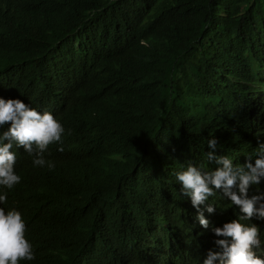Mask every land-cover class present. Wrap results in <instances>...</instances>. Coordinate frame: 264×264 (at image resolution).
Returning a JSON list of instances; mask_svg holds the SVG:
<instances>
[{"label": "trees", "instance_id": "16d2710c", "mask_svg": "<svg viewBox=\"0 0 264 264\" xmlns=\"http://www.w3.org/2000/svg\"><path fill=\"white\" fill-rule=\"evenodd\" d=\"M0 96L65 129L44 166L10 149L21 179L0 207L21 212L34 251L19 264H184L190 241L243 215L222 189L193 207L174 172L244 163L238 112L264 106V0H0ZM249 220L264 244V219Z\"/></svg>", "mask_w": 264, "mask_h": 264}, {"label": "clouds", "instance_id": "9594fccd", "mask_svg": "<svg viewBox=\"0 0 264 264\" xmlns=\"http://www.w3.org/2000/svg\"><path fill=\"white\" fill-rule=\"evenodd\" d=\"M238 121V132L242 137L240 152L245 160L242 165H234L228 155H221L216 157L219 166L213 171L202 173L189 162L174 172L181 192L190 197L193 207L203 204L214 189H222L231 204L238 206L243 214L221 227H213L212 236L190 241L192 248L189 252L196 254L192 256L188 252L184 264H264L260 230L249 220L252 217L264 219V192H252L253 187L259 188L261 179L264 182V140L257 136L258 131L264 133V106L253 105L240 110ZM64 131L62 124L49 111L32 108L19 98L0 96V205L7 199L5 190L17 186L21 179L14 171L16 152L10 149L22 146L32 157L34 166H44L43 154L47 146L59 141ZM207 144L215 147V140L208 139ZM212 155L207 153L209 159ZM48 167H52L51 162ZM249 186L251 192L248 195ZM19 202L18 195V199L12 200V207ZM207 211H213L211 205ZM198 221L203 228L209 226L203 214H198ZM25 230V219L20 211L0 207V264H19L21 260L34 259L33 247L25 237Z\"/></svg>", "mask_w": 264, "mask_h": 264}, {"label": "bare ground", "instance_id": "6f19581e", "mask_svg": "<svg viewBox=\"0 0 264 264\" xmlns=\"http://www.w3.org/2000/svg\"><path fill=\"white\" fill-rule=\"evenodd\" d=\"M188 254L194 256L196 253L195 252H192V253L189 252Z\"/></svg>", "mask_w": 264, "mask_h": 264}]
</instances>
